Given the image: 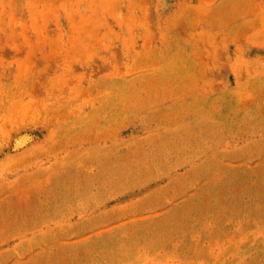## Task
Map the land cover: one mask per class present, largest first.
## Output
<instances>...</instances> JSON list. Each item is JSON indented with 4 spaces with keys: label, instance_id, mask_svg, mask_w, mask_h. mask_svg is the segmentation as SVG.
Masks as SVG:
<instances>
[{
    "label": "rangeland",
    "instance_id": "374dc122",
    "mask_svg": "<svg viewBox=\"0 0 264 264\" xmlns=\"http://www.w3.org/2000/svg\"><path fill=\"white\" fill-rule=\"evenodd\" d=\"M0 264H264V0H0Z\"/></svg>",
    "mask_w": 264,
    "mask_h": 264
}]
</instances>
